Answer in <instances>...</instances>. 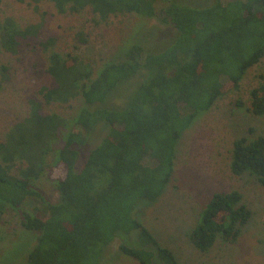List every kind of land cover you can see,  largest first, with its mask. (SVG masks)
<instances>
[{
  "label": "trees",
  "instance_id": "16d2710c",
  "mask_svg": "<svg viewBox=\"0 0 264 264\" xmlns=\"http://www.w3.org/2000/svg\"><path fill=\"white\" fill-rule=\"evenodd\" d=\"M51 1L60 13L89 7L103 20L119 13L160 16L177 35L159 51L132 43L123 50V59L95 74L77 55L54 51L57 37H42V22L22 27L5 18L0 56L19 55L24 41L34 38L49 53L46 71L55 82L40 89L44 100L68 103L81 97L84 105L71 121L45 112L33 99L30 114L0 138V219L14 209L24 228L36 232L26 264H101L116 237L121 238L120 251L140 264H181L134 216V208L140 199L156 201L165 192L185 130L228 89H238L247 71L264 57V0H215L206 6L173 0ZM9 69L0 61V85ZM143 69L148 73L131 97L120 107L110 106L112 92ZM260 76V84L251 90V111L264 115V74ZM101 122L108 123L109 132L77 170L79 146ZM49 153L56 158L49 171L59 192L56 202L47 200L34 183L46 170ZM231 169L237 175L254 174L264 183V134L235 139ZM32 196L46 204V215L23 208ZM252 214L241 191H216L191 240L202 251L218 237L235 241Z\"/></svg>",
  "mask_w": 264,
  "mask_h": 264
},
{
  "label": "rangeland",
  "instance_id": "374dc122",
  "mask_svg": "<svg viewBox=\"0 0 264 264\" xmlns=\"http://www.w3.org/2000/svg\"><path fill=\"white\" fill-rule=\"evenodd\" d=\"M173 2L206 6L215 0ZM6 17H12L22 27L42 22L41 36L57 37L54 51L77 55L92 65L95 74L111 62L123 59V50L132 43L140 42L146 51H159L177 35V29L160 16L119 13L103 20L89 7L60 13L51 0L39 3L0 0V24ZM0 61L10 68L8 78L0 85V138L30 114L33 99L42 103L45 112H56L71 121L78 115L84 105L81 97L68 103H47L40 94L43 86H54L55 82L46 71L49 53L39 48L34 38L24 41L19 55L3 52ZM147 73L143 69L121 83L107 103L122 106ZM261 74L264 57L247 71L238 89H228L211 109L198 115L179 140L175 169L165 192L156 201L140 199L134 208V216L174 251L181 264H264V183L254 174L237 175L231 169L235 139L264 134V115L251 111V90L260 84ZM108 132V123L101 122L88 134L87 142L79 146L77 170L84 167L90 151ZM55 163L54 153H49L46 170L34 182L51 202L59 199L56 184L49 177ZM13 172L16 174L18 170ZM232 189L243 194V202L253 212L251 219L241 227L235 241L218 237L208 251L200 250L192 242L191 232L203 209L214 192ZM23 208L46 215V204L34 196L27 199ZM120 243L121 238L116 237L101 264H140L120 251ZM35 244L36 232L24 228L18 211L8 208L0 219V264H26Z\"/></svg>",
  "mask_w": 264,
  "mask_h": 264
}]
</instances>
